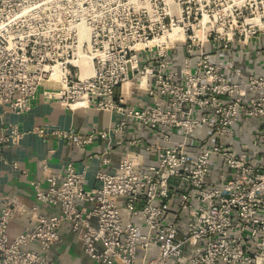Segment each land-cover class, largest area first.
<instances>
[{
  "label": "built area",
  "instance_id": "2783aa9c",
  "mask_svg": "<svg viewBox=\"0 0 264 264\" xmlns=\"http://www.w3.org/2000/svg\"><path fill=\"white\" fill-rule=\"evenodd\" d=\"M261 9L264 0H0L4 112H27L58 68L63 85L48 98L69 109L93 105L116 122L84 135L51 134L76 148L98 136L111 151L135 121L151 137L127 140L142 151H127L111 172L96 171L97 188L85 189L84 172L71 162L52 173L42 161L47 185L31 182L34 198L59 213L2 199L0 264H52L48 252L63 224L96 264H264V75L223 66L206 49L246 48L264 36V22L255 21L263 20ZM174 30L178 36H169ZM254 52L264 56V45ZM80 58L90 63L86 76ZM122 84L142 93L144 104L116 95ZM245 119L258 131L237 152L235 127ZM22 134L8 124L0 143L15 144ZM172 179L180 184L172 188ZM16 214L31 225L10 239Z\"/></svg>",
  "mask_w": 264,
  "mask_h": 264
},
{
  "label": "crops",
  "instance_id": "0c3cea01",
  "mask_svg": "<svg viewBox=\"0 0 264 264\" xmlns=\"http://www.w3.org/2000/svg\"><path fill=\"white\" fill-rule=\"evenodd\" d=\"M258 44L264 45V36L251 40L246 48L234 43L228 50L210 46H206V49L211 52L212 60L223 66L230 61L247 73L264 75V56L254 52ZM55 89L57 88L50 83H41L27 112L12 114L0 108V135L3 127L8 124L17 125L23 133L21 139L15 144L0 143V201L5 198L18 207L25 209L35 207L36 212L44 216L58 214L59 208L38 202L34 198L31 182L37 183L41 189L46 188L47 185L41 168L42 161H46L47 169L52 173H61L65 164L71 162L77 172H84V188H97L99 183L94 178L96 171L111 172L127 151L133 149L142 151L141 146L136 148L129 146L127 140L138 138L144 144L151 139L148 130L139 128L135 121H130L127 124L126 137L123 140L115 139V145L111 151L105 150V143L98 136L85 147H74L68 140L51 132L70 131L84 135L92 131L105 130L114 126L116 116L97 109L93 105L87 108L69 109L56 99L46 96L45 92ZM115 94H121L137 106L145 102L144 95L142 93L134 95L127 84L117 87ZM38 128L45 134L37 133ZM235 129L232 147L238 152L248 145L250 138L257 133L258 129L253 119L240 121ZM93 153L96 155H92ZM143 155L144 161L147 162L149 157L145 153ZM102 156L109 159L107 165L101 163ZM14 162L17 163L18 169L12 168ZM30 225L31 222L25 215L16 214L8 223L7 235L12 239L23 228ZM58 232L60 240L53 244L48 252L52 264H96L84 255L80 243L67 224H63ZM29 248L37 249L38 246L32 243ZM85 259L87 261H84Z\"/></svg>",
  "mask_w": 264,
  "mask_h": 264
},
{
  "label": "bare ground",
  "instance_id": "6f19581e",
  "mask_svg": "<svg viewBox=\"0 0 264 264\" xmlns=\"http://www.w3.org/2000/svg\"><path fill=\"white\" fill-rule=\"evenodd\" d=\"M257 23L259 25H262L263 21L262 20H258V17H256V20ZM179 32L177 30H174V32L169 35V36H178ZM163 40V39H161ZM160 40V41H161ZM78 65H80L81 67V75L82 76H86L88 75V73L90 72V66H89V61L86 59V58H80L77 60L76 62ZM55 74L52 76V79L47 81V82H44V83H50L52 86L56 87L57 89L61 88L62 85H63V81H62V72L57 69H55Z\"/></svg>",
  "mask_w": 264,
  "mask_h": 264
},
{
  "label": "rangeland",
  "instance_id": "374dc122",
  "mask_svg": "<svg viewBox=\"0 0 264 264\" xmlns=\"http://www.w3.org/2000/svg\"><path fill=\"white\" fill-rule=\"evenodd\" d=\"M210 1H212V0H210ZM214 1H216V0H214ZM259 12H260V14H263L264 13V9H261V10H259ZM263 22H264V14H263V20H262ZM254 40V39H253ZM141 56L142 57H144V56H146V52H141V53H139V58H140V61H141ZM245 67H247V64H245ZM178 184H180V182L178 181V180H175V179H172L171 181H170V186L173 188V187H175V186H177ZM82 249V248H81ZM82 252H83V250H82ZM84 253V252H83ZM79 255V254H78ZM84 255L87 257V258H89L85 253H84ZM90 259V258H89ZM84 261H87V259H85ZM85 264V263H84ZM167 264H170L169 262L167 263Z\"/></svg>",
  "mask_w": 264,
  "mask_h": 264
}]
</instances>
